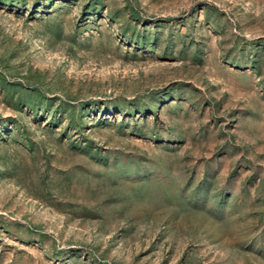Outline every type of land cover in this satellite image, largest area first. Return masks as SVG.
Wrapping results in <instances>:
<instances>
[{"label": "rangeland", "instance_id": "1", "mask_svg": "<svg viewBox=\"0 0 264 264\" xmlns=\"http://www.w3.org/2000/svg\"><path fill=\"white\" fill-rule=\"evenodd\" d=\"M0 264H264V0H0Z\"/></svg>", "mask_w": 264, "mask_h": 264}]
</instances>
